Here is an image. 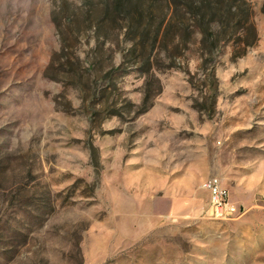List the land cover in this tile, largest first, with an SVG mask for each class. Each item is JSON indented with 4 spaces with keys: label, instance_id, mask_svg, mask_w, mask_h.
Wrapping results in <instances>:
<instances>
[{
    "label": "rangeland",
    "instance_id": "rangeland-1",
    "mask_svg": "<svg viewBox=\"0 0 264 264\" xmlns=\"http://www.w3.org/2000/svg\"><path fill=\"white\" fill-rule=\"evenodd\" d=\"M247 1L257 41L235 57L198 34L132 50L99 0H0V264H264V0ZM211 177L242 216H207Z\"/></svg>",
    "mask_w": 264,
    "mask_h": 264
},
{
    "label": "trees",
    "instance_id": "trees-1",
    "mask_svg": "<svg viewBox=\"0 0 264 264\" xmlns=\"http://www.w3.org/2000/svg\"><path fill=\"white\" fill-rule=\"evenodd\" d=\"M99 5L101 19L132 41V50L186 49L198 34L206 53L218 54L233 40L235 57H242L257 41L247 0H99Z\"/></svg>",
    "mask_w": 264,
    "mask_h": 264
},
{
    "label": "built area",
    "instance_id": "built-area-1",
    "mask_svg": "<svg viewBox=\"0 0 264 264\" xmlns=\"http://www.w3.org/2000/svg\"><path fill=\"white\" fill-rule=\"evenodd\" d=\"M202 188L208 193L209 201L206 214L211 219H232L242 216L245 209L242 205L230 200L228 189L220 179L211 177Z\"/></svg>",
    "mask_w": 264,
    "mask_h": 264
},
{
    "label": "bare ground",
    "instance_id": "bare-ground-1",
    "mask_svg": "<svg viewBox=\"0 0 264 264\" xmlns=\"http://www.w3.org/2000/svg\"><path fill=\"white\" fill-rule=\"evenodd\" d=\"M208 184V181H206L205 183H204V185H207Z\"/></svg>",
    "mask_w": 264,
    "mask_h": 264
}]
</instances>
